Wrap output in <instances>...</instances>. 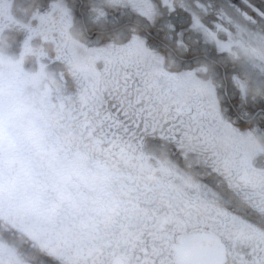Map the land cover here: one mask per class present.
<instances>
[{"label": "flooded vegetation", "instance_id": "obj_1", "mask_svg": "<svg viewBox=\"0 0 264 264\" xmlns=\"http://www.w3.org/2000/svg\"><path fill=\"white\" fill-rule=\"evenodd\" d=\"M109 1H0V40L17 57L0 64V120L37 91L30 56L72 72L71 55L85 48V94L48 112L32 97V119L44 148L69 150L75 166L120 167L130 187L102 191L100 207L87 203L89 192L51 198L46 183L28 201L0 196V264H175L177 240L201 231L224 245V264L264 261V0H119L145 8L134 21ZM126 115L166 137L169 163L123 148ZM26 151L14 161L0 153V191L35 179Z\"/></svg>", "mask_w": 264, "mask_h": 264}, {"label": "clouds", "instance_id": "obj_2", "mask_svg": "<svg viewBox=\"0 0 264 264\" xmlns=\"http://www.w3.org/2000/svg\"><path fill=\"white\" fill-rule=\"evenodd\" d=\"M68 138L66 137V140ZM44 131L32 119V109L25 101H19L16 113L12 118L0 120V153L14 161L21 148L36 153L45 173L54 172L61 168L59 149L44 148ZM18 162L10 163L13 167ZM42 178L32 179L22 177L12 189L0 191V196H11L28 201L43 187ZM60 203L53 205V210L60 208Z\"/></svg>", "mask_w": 264, "mask_h": 264}, {"label": "rangeland", "instance_id": "obj_3", "mask_svg": "<svg viewBox=\"0 0 264 264\" xmlns=\"http://www.w3.org/2000/svg\"><path fill=\"white\" fill-rule=\"evenodd\" d=\"M4 5L7 4V0H0ZM11 1L15 2V0H9V6H11ZM0 2V3H1ZM105 3V0H94V3ZM2 5V4H0ZM14 4H12L13 6ZM109 8L113 7L115 11H118V9H124L125 11V16L127 19H131V20H135L136 17V12H142L141 10H144L145 8H134L133 6H131L130 4H128L126 2V4L120 3L119 0H110L109 1ZM166 11V10H165ZM95 19V18H94ZM1 37V34H0ZM132 38V37H131ZM82 43H78V45L81 46H85L86 42H85V38L81 37ZM110 40H113L112 37ZM133 40V38H132ZM5 46H6V40L5 37L2 38V40H0V64H7V63H11L12 60L16 61L17 57H12V56H7L5 54ZM30 59L33 61V66L37 65V71L36 73L31 72L30 74L33 76V78L35 80H39L41 81L39 86L36 88L37 91H35L34 93H25V101L29 103V106L31 107L33 104H30V102L32 101V97H35L36 99V103L39 102V106H41V110L43 111V107L44 106V111L48 112L50 105L52 102H57V101H63L65 98V95H67V87L65 86V82L60 80L58 78V74L56 71H51L49 69H47V66L45 67V64H42L39 60H41V56H37V55H33L30 56ZM89 54L86 53L85 48L82 49H76L73 53V55H71V61H72V69L75 71H80V68L84 69L85 68V64L89 63ZM26 62V61H23ZM42 64V65H41ZM98 67V66H97ZM99 68V67H98ZM89 72V71H88ZM95 74L98 73V71H93ZM103 70H101V77L105 83V77L103 75ZM106 72V71H105ZM107 81V80H106ZM81 94H83V92L80 89ZM74 95H76V92H74ZM57 100V101H56ZM4 106V103H0V109ZM32 112H37L38 111V104L34 107L31 108ZM223 152V151H222ZM219 152V153H222ZM71 158H69V163H61V168L57 169L56 171L52 172V175H61L62 176H68L72 170L70 167V163H71ZM73 160V158H72ZM164 161H166V163H169L168 160L166 158L163 159ZM79 163V162H78ZM165 163V162H163ZM73 168H77V172L79 174L84 173V171L79 168V165H76L74 163H71ZM211 163H205V165L208 167V165H210ZM35 166V163H30V167ZM94 169V167H93ZM180 171V170H178ZM181 172V171H180ZM183 173V172H182ZM41 175L43 174V172L40 173ZM72 175V174H71ZM100 175V174H99ZM100 178H103L105 180H110V182L113 183V185L117 184L119 182V178L115 179L113 177H107L105 175H100ZM115 179V180H114ZM123 186V184H120L119 187L121 189V187ZM124 187V186H123ZM122 190V189H121ZM119 191L122 195H124L125 191ZM126 190V189H124ZM126 193V192H125ZM228 196L222 195V202L225 206H230L232 205V202H230L229 200H227ZM118 200V199H116ZM223 205V206H224ZM236 205V204H235ZM234 205V206H235ZM233 206V207H234ZM236 207V206H235Z\"/></svg>", "mask_w": 264, "mask_h": 264}, {"label": "trees", "instance_id": "obj_4", "mask_svg": "<svg viewBox=\"0 0 264 264\" xmlns=\"http://www.w3.org/2000/svg\"><path fill=\"white\" fill-rule=\"evenodd\" d=\"M48 64L51 69L58 71L59 75H61L69 95H74V92L79 90V88H83L89 80V77L86 75L84 76V74L79 75L77 73H72L63 61L49 62ZM128 90L127 88L125 92L126 95L128 94ZM116 91L114 92L115 94L109 93L107 95L110 97L117 95L119 90ZM106 105L107 110L111 112L114 117H117V105L110 100L106 101ZM130 110L132 109L128 106L127 102L126 112L128 113ZM122 126L124 127V131L122 129L120 130L125 139L123 148H125L127 152H131L133 146L136 145V152L138 151L141 153V157L139 158L140 162H144L145 160L151 163H159L162 160V156L167 155L168 144L165 140H161L166 139V137H162L159 133L153 132L152 126L145 124L143 121L134 120L128 115L125 116ZM176 156L175 158L177 159ZM126 157L129 158L128 156Z\"/></svg>", "mask_w": 264, "mask_h": 264}, {"label": "water", "instance_id": "obj_5", "mask_svg": "<svg viewBox=\"0 0 264 264\" xmlns=\"http://www.w3.org/2000/svg\"><path fill=\"white\" fill-rule=\"evenodd\" d=\"M175 264H223L225 248L220 241L201 232H191L178 240Z\"/></svg>", "mask_w": 264, "mask_h": 264}, {"label": "bare ground", "instance_id": "obj_6", "mask_svg": "<svg viewBox=\"0 0 264 264\" xmlns=\"http://www.w3.org/2000/svg\"><path fill=\"white\" fill-rule=\"evenodd\" d=\"M15 1H23V0H15ZM160 29H162V28H152V33L156 34L157 30H160ZM157 35L160 37L161 40L164 39V37H165L163 32H160ZM97 36H99V33L98 32H96L94 38L97 37ZM100 36H103L105 38L113 37V36L106 35V34H100ZM100 41L103 42L105 40L102 37H100ZM225 79H227V75L225 76ZM256 106H263V103L260 102Z\"/></svg>", "mask_w": 264, "mask_h": 264}, {"label": "snow or ice", "instance_id": "obj_7", "mask_svg": "<svg viewBox=\"0 0 264 264\" xmlns=\"http://www.w3.org/2000/svg\"><path fill=\"white\" fill-rule=\"evenodd\" d=\"M258 264H264V261L258 262Z\"/></svg>", "mask_w": 264, "mask_h": 264}]
</instances>
